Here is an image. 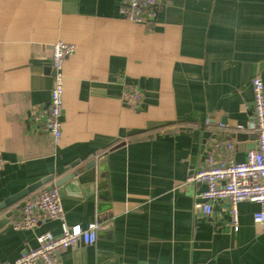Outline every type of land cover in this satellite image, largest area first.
<instances>
[{
	"label": "crops",
	"instance_id": "crops-1",
	"mask_svg": "<svg viewBox=\"0 0 264 264\" xmlns=\"http://www.w3.org/2000/svg\"><path fill=\"white\" fill-rule=\"evenodd\" d=\"M158 1L148 30L121 17V0H0V204L73 169L89 180L56 188L61 215L32 230L10 226L24 198L2 209L0 219L12 216L0 230V264L62 224L93 223L95 244L62 251L61 264H264L259 206L238 205L234 232L223 201L209 217L195 213L204 186L187 182L213 138L232 142L236 162L255 149L253 134L235 129L249 119L252 78L264 85V0ZM56 42L75 48L63 65L57 143L34 130ZM125 85L142 91L138 109L123 101Z\"/></svg>",
	"mask_w": 264,
	"mask_h": 264
},
{
	"label": "built area",
	"instance_id": "built-area-1",
	"mask_svg": "<svg viewBox=\"0 0 264 264\" xmlns=\"http://www.w3.org/2000/svg\"><path fill=\"white\" fill-rule=\"evenodd\" d=\"M160 11L158 0H121V17L133 24L151 30ZM75 48L72 45L56 42L51 47L50 68L53 73V85L49 102L34 115V130L49 135L55 143L62 134L64 75L63 65ZM123 82L122 80H120ZM252 103L249 119L245 126H239L236 132L253 134L255 149L248 151L242 162L233 158L234 145L224 139L213 138L207 146L202 167L187 179L188 183L201 184L204 189L193 202L196 214L209 217L213 213V204L223 201L227 205L230 227L238 231V205L244 202L259 206L254 214L255 223L264 222V85L259 76L251 80ZM122 99L133 109L143 102V93L133 85L123 87ZM33 117V118H34ZM4 161L0 152V172ZM62 213V198L56 188L37 190L26 196L18 208L17 216L10 221L14 231H27L36 227L38 221L56 219ZM99 226L90 224L85 229H70L61 225L59 235L42 233L36 237L37 246L22 252L13 264H61L60 253L74 248L78 243L92 246L97 241Z\"/></svg>",
	"mask_w": 264,
	"mask_h": 264
},
{
	"label": "water",
	"instance_id": "water-1",
	"mask_svg": "<svg viewBox=\"0 0 264 264\" xmlns=\"http://www.w3.org/2000/svg\"><path fill=\"white\" fill-rule=\"evenodd\" d=\"M237 137L243 139L246 137V135L245 134H237ZM93 164L94 163L92 161H90L84 165L83 169L91 170L93 168ZM72 168H75V166H73ZM82 174H83L82 170L80 171L77 169H73L71 172L67 173L65 176L61 177L60 179H58L56 181H53L52 176L46 177V178L42 179L41 181L28 186L26 189L20 191L19 193H16L15 195H13V196L9 197L8 199H6L5 201H3L0 204V211L2 209H4L5 207H11V206L17 204L20 200H22L23 198H25L29 194L37 191L39 188H41L43 186H46L47 190H51L53 188H62V190L65 193V191L67 190L66 189L67 186L73 185V183H75V182H77L78 184L84 183L83 181L89 183L87 176L85 177ZM11 216H12V212L9 211V212L5 213L4 216L0 219V230L9 224ZM97 237H98V234H97Z\"/></svg>",
	"mask_w": 264,
	"mask_h": 264
}]
</instances>
